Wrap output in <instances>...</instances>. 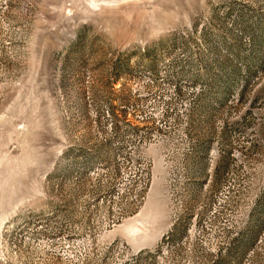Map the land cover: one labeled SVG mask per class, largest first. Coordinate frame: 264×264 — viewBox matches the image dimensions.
<instances>
[{"label":"rangeland","instance_id":"1","mask_svg":"<svg viewBox=\"0 0 264 264\" xmlns=\"http://www.w3.org/2000/svg\"><path fill=\"white\" fill-rule=\"evenodd\" d=\"M0 264H264V0H0Z\"/></svg>","mask_w":264,"mask_h":264}]
</instances>
